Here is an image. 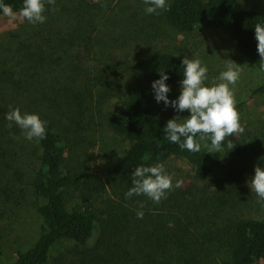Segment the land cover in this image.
Returning a JSON list of instances; mask_svg holds the SVG:
<instances>
[{
    "label": "rangeland",
    "instance_id": "obj_1",
    "mask_svg": "<svg viewBox=\"0 0 264 264\" xmlns=\"http://www.w3.org/2000/svg\"><path fill=\"white\" fill-rule=\"evenodd\" d=\"M239 1L264 11V0ZM148 6L144 0H60L35 25L18 14L0 15V264H13L17 252L35 245L43 225L38 207L44 200L31 185L40 146L6 119L15 108L55 125L66 145L64 171L73 179L69 206L90 205L103 221L87 246L61 242L48 264H232V224L264 218V204L251 188L255 167L264 169V93L254 94L264 85V72L222 31L177 34L165 25L163 9L148 14ZM165 52L200 59L210 85L220 82L228 60L240 65L234 86L245 128L240 136L255 149L246 159H228L226 173L208 182L195 179L187 162L169 161L164 165L174 174L173 185L183 184L155 203L146 195L126 198L114 169L125 143L108 128V117L136 88L149 91L164 127L170 119L190 116L155 100L150 59ZM32 54L35 62H26ZM180 91L171 88L169 100ZM90 177L105 185L103 195L85 188Z\"/></svg>",
    "mask_w": 264,
    "mask_h": 264
},
{
    "label": "trees",
    "instance_id": "obj_2",
    "mask_svg": "<svg viewBox=\"0 0 264 264\" xmlns=\"http://www.w3.org/2000/svg\"><path fill=\"white\" fill-rule=\"evenodd\" d=\"M59 1L55 0V4ZM2 3L10 5L17 14L23 6V0H2ZM166 5L170 10L163 9V21L177 34L190 35L202 28L222 31L253 67L264 72L255 39V25H264V11L247 9L239 0H171ZM52 7L45 0V11ZM0 15H4L2 9ZM35 59L32 54L26 62H35ZM182 60L174 53H160L150 59L149 74L156 81L160 79V71H164L169 77L166 84L170 89L181 87L184 78ZM205 85L211 86L208 79ZM262 93L264 85L254 90V94ZM43 121L47 122L46 137L38 141L40 166L31 182L35 196L44 200L38 207L42 231L35 245L17 252L13 264H48L53 249L65 241L87 246L103 222L90 205L70 208L67 189L73 179L64 171L66 145L55 125L49 120ZM108 128L120 142L125 143V148L115 160L114 169L118 181L127 191L133 187L132 173L141 165L182 160L191 166L195 179L208 182L226 173L228 159H246L255 149L253 145H246L239 134L226 138L220 152L207 153L204 144L210 145V140L201 141L198 153L182 150L166 138L165 127L154 108L151 94L145 88L129 92L119 109L109 115ZM228 140L236 146L231 151L227 148ZM238 182H241L240 177ZM84 185L99 196L106 191L105 185L96 177H90ZM259 199L264 204V198ZM221 205H227L224 198ZM227 241L232 264H264V218L234 222Z\"/></svg>",
    "mask_w": 264,
    "mask_h": 264
},
{
    "label": "clouds",
    "instance_id": "obj_3",
    "mask_svg": "<svg viewBox=\"0 0 264 264\" xmlns=\"http://www.w3.org/2000/svg\"><path fill=\"white\" fill-rule=\"evenodd\" d=\"M146 13H157V9H169L166 0H144ZM47 4L55 5V0H47ZM0 9L3 14L12 19H16L17 13L10 5L2 3ZM45 0H23V6L19 10V17L26 19L33 25L44 23L46 16ZM158 14V13H157ZM255 39L257 41V51L260 56L261 67L264 68V25H255ZM181 63L184 65L181 81L180 95L175 100H169L168 93L171 91L166 84L169 79L164 71H160V79L152 83L157 103L173 107L178 112L187 110L190 116L183 118L182 122L177 119H170L164 132L166 138L179 147L190 152L198 153L201 150V141L210 140V145L205 143L207 153L223 151L226 138L242 134L245 131L241 124L240 113L236 107L234 86L238 82L241 73L240 65L228 60L227 70L220 73L217 78L220 82L211 86H206L205 81L208 76V67L200 59L188 58L185 56ZM232 86V87H230ZM6 119L14 122L22 130L26 139H44L46 137V121H43L38 114L22 113L19 108L12 109L7 113ZM9 127L12 124L9 123ZM183 138V140H182ZM236 146L230 140L227 148L231 151ZM254 177L251 178V188L258 197L264 198V169L256 166ZM133 187L125 194L126 198L133 195H146L155 203H160L167 198V193L174 187L182 186V180H176L173 185V175L167 173L163 163L152 166L141 165L136 167L132 173ZM143 204L140 205L143 208ZM144 213L137 212V217L142 219Z\"/></svg>",
    "mask_w": 264,
    "mask_h": 264
}]
</instances>
